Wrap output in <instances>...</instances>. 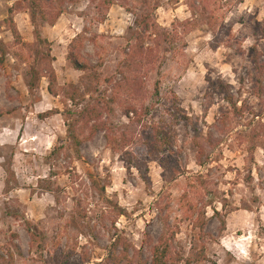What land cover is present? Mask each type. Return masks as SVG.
Here are the masks:
<instances>
[{
  "label": "rangeland",
  "instance_id": "obj_1",
  "mask_svg": "<svg viewBox=\"0 0 264 264\" xmlns=\"http://www.w3.org/2000/svg\"><path fill=\"white\" fill-rule=\"evenodd\" d=\"M18 1L0 0V264H108L117 235L150 262L162 210L180 229L176 247L185 261L204 247L201 264H264V71L254 64L257 55L264 65V0H213L203 20L189 7L201 8L199 0H151L149 8L138 0L112 7L77 0L55 27L41 28L45 45L27 13L10 15ZM149 13L165 31L189 20L200 26L174 32L154 71L137 76V91L126 84L125 67L136 22ZM75 42L87 72L68 61ZM41 49L52 50L48 63ZM51 69L58 97L48 90ZM100 99L114 109L105 121L117 148L105 132L90 138L82 125L78 149L68 125ZM125 107L143 111L141 125L124 116ZM145 127L175 137L184 177L165 180L162 158L148 154ZM203 212L202 233L195 224Z\"/></svg>",
  "mask_w": 264,
  "mask_h": 264
},
{
  "label": "trees",
  "instance_id": "obj_2",
  "mask_svg": "<svg viewBox=\"0 0 264 264\" xmlns=\"http://www.w3.org/2000/svg\"><path fill=\"white\" fill-rule=\"evenodd\" d=\"M143 6L149 8L151 0H138ZM246 0H239L240 4L245 3ZM76 3L77 0H21L14 4V6L10 9L9 13L11 16L18 13H27L31 17V22L33 27L35 28V39L39 45H45L48 43L44 41L41 33V28L45 25L50 27H55L62 16L65 14V6L67 3ZM211 2L213 0H199V4L201 8L197 6V3H190V10L196 15L199 14L200 17L205 19L203 12H207L211 9ZM106 6L112 7L116 5V0H105L104 2ZM203 13V14H202ZM197 16V15H196ZM214 16L212 15L210 20H213ZM13 25L15 24L13 19L11 21ZM138 26V31L134 34L135 45L131 47V54L128 56L126 62V70L132 74V79L125 78V82L132 90L139 91L142 88V83L138 81L137 76L140 73L145 71L152 72L154 71V67L156 63L160 59L163 53H169V49H171L175 42L176 37L174 32L178 33L179 28L183 30L186 35H190L192 32L197 30L200 26V23L197 20H189L185 22H180L178 26H174V30L165 31L162 30L158 25L157 21L154 18V15L149 13L146 16L142 17L141 20L136 22ZM15 27V26H14ZM14 33L16 34V39H20V33L15 27ZM264 37V33H263ZM80 39V38H78ZM79 42V40L77 41ZM71 45V50L68 55V61L72 65V67L79 72H87L91 69V67L83 63L81 58L79 57L77 51L75 50L76 43ZM49 45V44H47ZM42 47V46H41ZM257 49L255 48V51ZM51 49L48 51H43L42 49L38 52V56L42 57L43 60H46L48 63L49 59H51ZM257 54V51H256ZM3 59V58H2ZM254 64L258 70L261 72L264 71V65L261 64L257 55H254ZM125 73H123L124 76ZM41 79V76H38ZM50 79V87L49 93L58 97L59 94L55 89V85L57 84L56 73L51 69ZM119 89H126V85L119 84ZM30 88L34 89L33 83L30 84ZM119 91V90H118ZM159 91V84L157 90ZM74 101H76L75 97H72ZM228 102L234 106V99L231 95L228 94L227 97ZM111 103L107 100H98L93 104H88L84 109H82L76 117V121L74 124L68 125V139L74 143V146L78 149L82 146L83 142L80 140V134L77 131L79 126H86L90 128L91 134L90 138H94L100 132H105L108 140V144L114 150L117 148V144L114 143L110 130L108 129L107 122L105 121L106 116H111L114 113V109L111 107ZM177 112L179 113L176 118H179L182 110L177 108ZM124 116L127 117L130 121H136L135 123L141 125L143 120V111L139 109L128 107L124 109ZM3 117V112L0 111V119ZM134 118V119H132ZM182 119L186 122L190 121V119L186 116L182 117ZM147 128V127H145ZM146 140L145 144L148 149V154L150 156H159L162 158L161 166L164 171L163 177L166 181L172 183L178 180V178L184 177L186 175V170L183 168L182 159L180 158V154L175 151V137L167 133L165 129L160 128H147L146 130ZM145 133V132H144ZM196 133L198 130L196 129ZM125 137V136H123ZM209 142H212L209 139ZM198 146V142H196ZM201 147V146H200ZM59 152L58 148L52 153L55 154ZM204 151L203 149L200 151L198 157V164L203 167L205 162L203 161ZM131 162V161H129ZM10 184L7 183V186ZM102 193H105L103 190ZM164 210L161 212L162 223L164 225V231L160 236L157 244L151 247V261H145L142 253L137 251L135 246L128 242V240L121 236L117 235L114 239V242L111 244L109 248V254L107 258L108 264H201L205 259V248L197 254L195 259H189L185 261L184 256L177 250L176 243L177 238L180 234V229L177 226L171 225L170 217L163 218ZM219 216L218 213H216ZM121 216L123 214L121 213ZM206 213L203 212L201 217L198 218L197 223L195 224V228L204 232L207 227L206 222ZM221 222V231L222 233L227 231V223L225 220H220Z\"/></svg>",
  "mask_w": 264,
  "mask_h": 264
}]
</instances>
